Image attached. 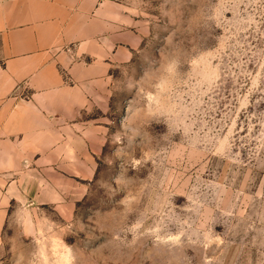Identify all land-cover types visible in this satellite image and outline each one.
Here are the masks:
<instances>
[{
  "label": "rangeland",
  "instance_id": "obj_1",
  "mask_svg": "<svg viewBox=\"0 0 264 264\" xmlns=\"http://www.w3.org/2000/svg\"><path fill=\"white\" fill-rule=\"evenodd\" d=\"M108 1L132 51L0 264H264V0Z\"/></svg>",
  "mask_w": 264,
  "mask_h": 264
},
{
  "label": "crops",
  "instance_id": "obj_2",
  "mask_svg": "<svg viewBox=\"0 0 264 264\" xmlns=\"http://www.w3.org/2000/svg\"><path fill=\"white\" fill-rule=\"evenodd\" d=\"M124 51L114 1L0 0V241L12 207L39 198L41 176L89 151L85 110L105 106Z\"/></svg>",
  "mask_w": 264,
  "mask_h": 264
}]
</instances>
